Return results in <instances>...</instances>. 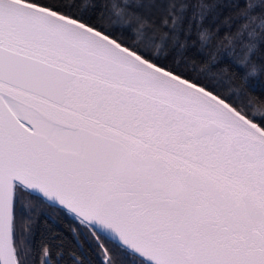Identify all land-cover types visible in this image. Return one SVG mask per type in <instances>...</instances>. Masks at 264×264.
<instances>
[{"label": "snow or ice", "instance_id": "obj_1", "mask_svg": "<svg viewBox=\"0 0 264 264\" xmlns=\"http://www.w3.org/2000/svg\"><path fill=\"white\" fill-rule=\"evenodd\" d=\"M0 264H264V0H0Z\"/></svg>", "mask_w": 264, "mask_h": 264}, {"label": "trees", "instance_id": "obj_2", "mask_svg": "<svg viewBox=\"0 0 264 264\" xmlns=\"http://www.w3.org/2000/svg\"><path fill=\"white\" fill-rule=\"evenodd\" d=\"M72 222L69 219H65L64 224L62 225H57V228L59 231L63 232L66 236L68 235L67 233V226L70 225ZM43 231V228L41 226H37L36 234L31 238V243L33 245V248H35L36 243L39 241L40 234Z\"/></svg>", "mask_w": 264, "mask_h": 264}]
</instances>
